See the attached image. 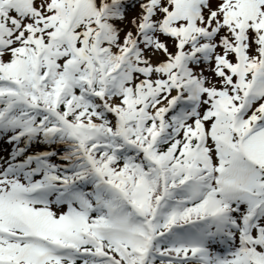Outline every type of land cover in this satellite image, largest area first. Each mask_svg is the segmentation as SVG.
<instances>
[{
    "label": "snow or ice",
    "instance_id": "1",
    "mask_svg": "<svg viewBox=\"0 0 264 264\" xmlns=\"http://www.w3.org/2000/svg\"><path fill=\"white\" fill-rule=\"evenodd\" d=\"M0 150V264H264V0H0Z\"/></svg>",
    "mask_w": 264,
    "mask_h": 264
},
{
    "label": "rangeland",
    "instance_id": "2",
    "mask_svg": "<svg viewBox=\"0 0 264 264\" xmlns=\"http://www.w3.org/2000/svg\"><path fill=\"white\" fill-rule=\"evenodd\" d=\"M5 149H10V145H4L3 146ZM7 155V151H3V150H0V156H6Z\"/></svg>",
    "mask_w": 264,
    "mask_h": 264
}]
</instances>
